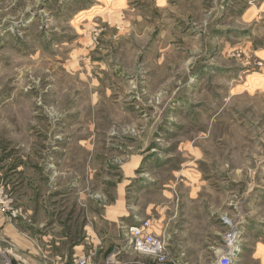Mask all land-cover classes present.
Wrapping results in <instances>:
<instances>
[{
	"label": "rangeland",
	"instance_id": "374dc122",
	"mask_svg": "<svg viewBox=\"0 0 264 264\" xmlns=\"http://www.w3.org/2000/svg\"><path fill=\"white\" fill-rule=\"evenodd\" d=\"M0 246L264 264V0H0Z\"/></svg>",
	"mask_w": 264,
	"mask_h": 264
},
{
	"label": "built area",
	"instance_id": "2783aa9c",
	"mask_svg": "<svg viewBox=\"0 0 264 264\" xmlns=\"http://www.w3.org/2000/svg\"><path fill=\"white\" fill-rule=\"evenodd\" d=\"M129 241L136 249V251L153 255L154 261H160L163 259L162 254L165 250L164 240L153 230L151 220H142L140 224H135L129 228ZM0 255L5 253V250L1 249ZM13 250V248H9ZM228 256H221L219 264H229ZM43 264H101V262H96L95 254H83V255H73V256H54L51 251H45L42 254ZM3 264H10L9 262H4ZM17 264H31L25 259L18 260ZM106 264H119L117 261L109 260Z\"/></svg>",
	"mask_w": 264,
	"mask_h": 264
},
{
	"label": "crops",
	"instance_id": "0c3cea01",
	"mask_svg": "<svg viewBox=\"0 0 264 264\" xmlns=\"http://www.w3.org/2000/svg\"><path fill=\"white\" fill-rule=\"evenodd\" d=\"M156 232V231H155ZM110 242V241H109ZM106 243V242H105ZM35 253V252H34ZM33 252H28V256L32 259V264H43V261L41 258L37 257V256H34Z\"/></svg>",
	"mask_w": 264,
	"mask_h": 264
}]
</instances>
